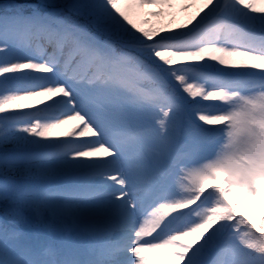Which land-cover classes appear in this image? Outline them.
<instances>
[{
    "label": "snow or ice",
    "instance_id": "snow-or-ice-1",
    "mask_svg": "<svg viewBox=\"0 0 264 264\" xmlns=\"http://www.w3.org/2000/svg\"><path fill=\"white\" fill-rule=\"evenodd\" d=\"M257 3H0V264H264Z\"/></svg>",
    "mask_w": 264,
    "mask_h": 264
},
{
    "label": "rangeland",
    "instance_id": "rangeland-1",
    "mask_svg": "<svg viewBox=\"0 0 264 264\" xmlns=\"http://www.w3.org/2000/svg\"><path fill=\"white\" fill-rule=\"evenodd\" d=\"M29 1L32 2V0H29ZM23 2L26 3L28 1L25 0ZM257 7H264V4L257 3ZM69 128H71V125L66 126L64 130H68Z\"/></svg>",
    "mask_w": 264,
    "mask_h": 264
},
{
    "label": "trees",
    "instance_id": "trees-1",
    "mask_svg": "<svg viewBox=\"0 0 264 264\" xmlns=\"http://www.w3.org/2000/svg\"><path fill=\"white\" fill-rule=\"evenodd\" d=\"M23 1H25V0H19V2H21V3H25V2H23ZM26 1H28V2H26V3H29V2H30L29 0H26ZM3 2H6V0H0V3H3Z\"/></svg>",
    "mask_w": 264,
    "mask_h": 264
}]
</instances>
